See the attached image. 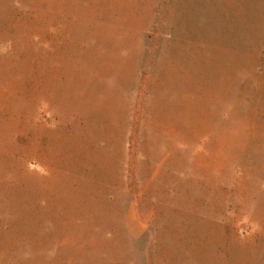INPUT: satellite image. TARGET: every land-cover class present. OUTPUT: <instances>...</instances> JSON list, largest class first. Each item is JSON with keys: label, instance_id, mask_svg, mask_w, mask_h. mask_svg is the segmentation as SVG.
Wrapping results in <instances>:
<instances>
[{"label": "rangeland", "instance_id": "rangeland-1", "mask_svg": "<svg viewBox=\"0 0 264 264\" xmlns=\"http://www.w3.org/2000/svg\"><path fill=\"white\" fill-rule=\"evenodd\" d=\"M0 264H264V0H0Z\"/></svg>", "mask_w": 264, "mask_h": 264}]
</instances>
